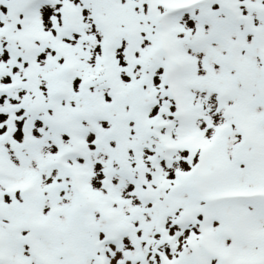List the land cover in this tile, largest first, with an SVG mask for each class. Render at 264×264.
<instances>
[{"label":"snow or ice","instance_id":"obj_1","mask_svg":"<svg viewBox=\"0 0 264 264\" xmlns=\"http://www.w3.org/2000/svg\"><path fill=\"white\" fill-rule=\"evenodd\" d=\"M0 264H264V0H0Z\"/></svg>","mask_w":264,"mask_h":264}]
</instances>
